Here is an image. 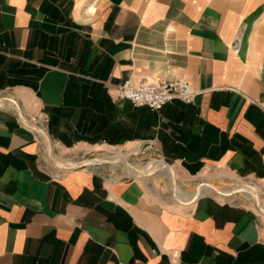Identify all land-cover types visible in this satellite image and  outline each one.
<instances>
[{
    "label": "crops",
    "instance_id": "1",
    "mask_svg": "<svg viewBox=\"0 0 264 264\" xmlns=\"http://www.w3.org/2000/svg\"><path fill=\"white\" fill-rule=\"evenodd\" d=\"M127 78L199 92L154 111L112 98ZM1 91L62 150L149 143L194 190L244 178L264 204V0H0ZM39 136L0 106V264H264L253 205L45 165Z\"/></svg>",
    "mask_w": 264,
    "mask_h": 264
},
{
    "label": "rangeland",
    "instance_id": "2",
    "mask_svg": "<svg viewBox=\"0 0 264 264\" xmlns=\"http://www.w3.org/2000/svg\"><path fill=\"white\" fill-rule=\"evenodd\" d=\"M6 97L7 98L11 97L10 91H1L0 92V99L6 98ZM17 105L19 106L20 104L18 103ZM4 106H8L12 111H14L13 106L11 104L8 105L7 103H5ZM24 116L26 119H30V117L26 116V114ZM35 121H36L35 123L38 125L37 120H35ZM44 146H45V144H44ZM128 148H132L133 151L128 152L127 151ZM52 149H53L54 155H58V156L62 157L63 163H64V161L65 162L66 161L77 162V161L85 160V159L90 160L91 158L96 157L95 159L99 160L100 162L97 164H90L91 166H86V167L94 169L95 171L101 173L105 177H109V178H113V177H115V178L116 177H137V178L148 177L149 179L151 178L152 180L155 181V183L158 185V188H160L166 196L173 198L178 203H181L179 197L176 195L175 187L171 188L169 186V183L166 180L165 176L154 175L153 173H148L146 176L130 175L126 172V170L120 168L119 165L113 164L115 160H110L111 156H117L118 154L126 152L127 155L125 157L124 162L127 163L128 165L133 166L135 163H138L141 165H149V164H151V162L153 160L160 159V156L158 154L157 149L153 145H150L149 143L148 144H131V145H125V146H116V147H91V148L75 147V148H68V149H64V150H57L55 148H52ZM43 155H44V158L46 160V161H43V163L45 165L49 164L50 166L58 167L53 162H51L49 160V156H48L45 149H44ZM132 173L138 174L136 172H132ZM242 181H250V180L244 179V178H236V179L232 178V179L228 180L229 183H224L222 185L220 184L219 187L220 188H231L234 185L241 183ZM177 182H179L182 186H184L183 188H185V190H187V191H189V190L194 191V188L199 183V181L197 179L192 181L191 184H189L188 182L184 183V182H182V180H177ZM203 183H207V182H203ZM208 184H211V183H208ZM211 185H213V184H211ZM242 185H245L250 190L252 195L255 197V193L249 185H247L245 183H242ZM213 193H211V194H213ZM232 194H233L232 198H234L235 201L244 202V203H247V204L254 206L253 201L240 192L231 193V194L226 195L225 197L230 196ZM214 195H216V194L214 193ZM259 197L260 196L258 195V198Z\"/></svg>",
    "mask_w": 264,
    "mask_h": 264
},
{
    "label": "bare ground",
    "instance_id": "3",
    "mask_svg": "<svg viewBox=\"0 0 264 264\" xmlns=\"http://www.w3.org/2000/svg\"><path fill=\"white\" fill-rule=\"evenodd\" d=\"M5 103H7L8 105L11 104L13 106V110L21 113L22 120L24 121V123L26 125L34 126L36 128V132L40 135L39 137H41L45 143L44 147H45L47 153L54 160H56L60 166L68 167L69 165H74L73 161H66L63 163L62 157H60L58 155H54L52 148H55L57 150H62L63 147H61L57 144H54V143H50L49 145L47 144L46 132H44L45 129L43 128V126H39V125L35 124L36 121L33 119H26L24 116L23 109L21 107H19L17 105V103L14 100H12L11 98L6 97L3 99H0V106L5 107L4 106ZM38 117H39V115H37V117H36L37 121H38ZM42 118H43V116H42ZM39 119L41 120V117ZM46 146H49V147H46ZM127 151L130 152V151H133V149L128 148ZM126 155L127 154L125 152V153L118 154L117 156H111V159L110 158L109 159L115 160L113 164L119 165L120 168L126 170V172L130 175L146 176L148 173H153L154 175L165 176L166 180L169 183V186L171 188L175 187V192H176V195L179 197L180 202H188V201H190L189 199H194L198 195H201V194L206 193V192H210V193L214 192L217 195H228V194H231V193L238 191V192L244 194L249 199H251L253 202L258 203L260 205L261 210L264 212V204L261 202V200L259 201L258 199H256L252 195L250 190L245 185H242V183L236 184L231 188H214L211 186H201L199 188H196V190H194V191H187V190H185V188H183V186L179 182H177V177L174 174V172L171 170V168L169 167L170 165L167 164L162 158L153 160L151 162V164H149V165H141V164L135 163L134 165L132 164L133 166H131V165H128L127 163L124 162ZM99 162L100 161L97 159L87 160L88 164H97ZM131 171L136 172L138 174L132 173ZM186 199L188 201H184Z\"/></svg>",
    "mask_w": 264,
    "mask_h": 264
},
{
    "label": "built area",
    "instance_id": "4",
    "mask_svg": "<svg viewBox=\"0 0 264 264\" xmlns=\"http://www.w3.org/2000/svg\"><path fill=\"white\" fill-rule=\"evenodd\" d=\"M240 29L234 36L231 48L238 52L240 48ZM109 93L115 100H128L135 107L146 106L159 111L166 103L179 100L191 103L199 91L189 81L179 78H154L134 80L127 78L120 84H107ZM44 116L39 126H43ZM36 124V123H35Z\"/></svg>",
    "mask_w": 264,
    "mask_h": 264
},
{
    "label": "water",
    "instance_id": "5",
    "mask_svg": "<svg viewBox=\"0 0 264 264\" xmlns=\"http://www.w3.org/2000/svg\"><path fill=\"white\" fill-rule=\"evenodd\" d=\"M15 111V110H14ZM16 112V114L18 115V117H19V119L24 123V121L22 120V116H21V113L20 112H18V111H15ZM25 124V123H24ZM26 125V124H25ZM27 127H29V128H31L32 130H34V131H36V128L34 127V126H28V125H26ZM46 140H47V144L49 145L50 143H51V140H50V138H49V136L47 135V133H46ZM46 147H49V146H46ZM48 154V153H47ZM48 156H49V160L51 161V162H53L56 166H58L59 168H74V167H86V166H91L90 164H88L87 163V160L85 159V160H80V161H77V162H73L74 163V165H69L68 167H63V166H60L59 164H58V162L56 161V160H54L49 154H48ZM96 157H94V158H91V159H95ZM65 162V161H64ZM166 162V161H165ZM109 163V162H108ZM167 163V162H166ZM167 164H169V163H167ZM170 165V164H169ZM235 193V192H234ZM197 198V197H196ZM196 198H194V199H191L190 201H188V202H191V201H193V200H195ZM188 202H181L182 204H185V203H188ZM254 203V206L256 207V209L259 211V212H261V213H263V211L261 210V208H260V205L258 204V203H256V202H253Z\"/></svg>",
    "mask_w": 264,
    "mask_h": 264
}]
</instances>
